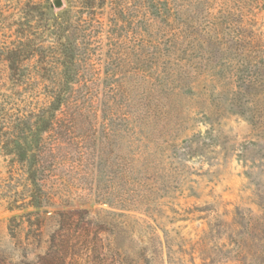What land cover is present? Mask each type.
Returning a JSON list of instances; mask_svg holds the SVG:
<instances>
[{
  "label": "trees",
  "instance_id": "trees-1",
  "mask_svg": "<svg viewBox=\"0 0 264 264\" xmlns=\"http://www.w3.org/2000/svg\"><path fill=\"white\" fill-rule=\"evenodd\" d=\"M210 1L219 4L216 13L178 0H65L50 16L51 0H6L3 12L20 17L12 21L13 41L0 43L10 70L5 81L0 76V148L27 174L30 198L8 210L35 209L27 212L29 231L18 250L24 257L40 253L22 264L79 263L88 249L87 234L78 231L84 214L72 219L64 209L70 193L50 186L60 190L66 172L85 166L107 181L134 182L130 208L154 221L143 220L150 243L139 254L122 249L112 230L108 248L120 264H264V181L249 176L254 199L233 208L221 195L186 208L173 203L170 214L160 203L176 198L175 188L162 183L171 178V161L186 179L176 160L181 145L206 146L214 133L232 141L223 131L228 115L245 119L264 140L258 5ZM108 196L96 202L126 209L124 199L116 205ZM19 217L8 227L16 240L24 226L13 224ZM179 221L202 227L185 232L188 225L174 226ZM96 242L95 235L94 253ZM14 252L0 249V264H12Z\"/></svg>",
  "mask_w": 264,
  "mask_h": 264
},
{
  "label": "rangeland",
  "instance_id": "rangeland-1",
  "mask_svg": "<svg viewBox=\"0 0 264 264\" xmlns=\"http://www.w3.org/2000/svg\"><path fill=\"white\" fill-rule=\"evenodd\" d=\"M51 1L54 7L49 13L50 16H52L51 13H57L64 6L65 0H62V7H57L55 0ZM191 1L178 0V5L186 9L211 10L213 13H216L219 9V4L214 1H210L208 5V0ZM244 1H253L254 6L258 5L255 8L258 21L257 27L264 30V9H260L262 3H259V0ZM5 2L6 0H0V43H3V45L13 41L16 37V27L12 26V21L20 17L19 12L8 17L10 14L2 10ZM0 57V76H2V81H5L10 70L4 57ZM10 86L11 84L7 81L6 87ZM225 123L227 126L223 128V131L232 139L231 142L225 138L217 137V134L214 133L216 135L214 140L207 141L206 146L195 144L189 147L190 143H187L181 145V148L177 150L176 160L186 167V179L183 181L184 176L180 170L175 171L176 168H179L178 162L171 161L170 168L173 170L170 173L171 178H168L169 180L165 178L162 183L173 186L174 191L177 193L176 198L172 200L173 202H169V199H161L160 203L168 204L161 206L164 213H171L168 206L171 207L173 203L186 208L194 203L211 202L216 195H221L225 202L231 203L230 208L238 204L250 203L254 199L249 176L256 183L264 181V140L259 139V133L254 132L251 125L237 115H228ZM206 128V125L201 123L196 126V129L202 132ZM223 144L228 152H225L223 147L220 146ZM19 167L20 164L14 161L13 156L6 155L0 148V249L15 250L12 258H7L12 260V264H22L23 261H26L25 259L29 261L36 260V255L40 254L39 251L33 250L24 257L23 251L18 250V242L25 241L26 233L29 231L27 212L35 209L31 207L28 210H8L10 205H20L25 200L30 199L27 174ZM81 170L82 168H75L72 172H66L64 175L65 181L60 190L50 186V192L52 193L56 194L57 190L60 194L70 193L68 195L69 204L64 209L69 212L72 219L79 218L78 212L84 214L78 231L87 234L88 249L83 251L78 264H120L117 255L110 252L108 248L109 242H112L114 238V235H111L112 230L122 249H128L130 253L139 254L142 248L150 243V234L147 232L143 220H148L151 223H154V221L141 210L135 211L137 208H130L129 205H134L132 199L138 193L134 182L128 183L119 176L107 181L100 173H96L98 177L93 176L88 172L86 166L83 172ZM218 173L219 176H216ZM106 191L109 193V201H115L116 205H127L126 209L121 206L111 209L107 203L96 202L98 200L97 196ZM66 198L67 196H63V199ZM120 198L124 200L121 204H117V199ZM55 199L57 203L60 202L59 198ZM108 210L110 213L107 212ZM120 212L125 213L126 216H119L118 213ZM14 215H21V217L17 218L13 224L24 225L23 228L18 229L19 236L17 240L10 237L8 228L10 218ZM33 221H35L34 218ZM179 225H188L185 232L202 227L200 221H179L174 226ZM172 226H169V228ZM48 228V226L45 227L44 232ZM109 229L111 230L109 231ZM158 233L161 234L162 232L159 231ZM95 235L97 251L94 253L91 249L93 247L92 239ZM44 239H46V236H44ZM139 264L145 263L141 261ZM196 264H200V262L197 261Z\"/></svg>",
  "mask_w": 264,
  "mask_h": 264
},
{
  "label": "water",
  "instance_id": "water-1",
  "mask_svg": "<svg viewBox=\"0 0 264 264\" xmlns=\"http://www.w3.org/2000/svg\"><path fill=\"white\" fill-rule=\"evenodd\" d=\"M55 5H56L57 7H62V6H63V2H62V0H55Z\"/></svg>",
  "mask_w": 264,
  "mask_h": 264
}]
</instances>
